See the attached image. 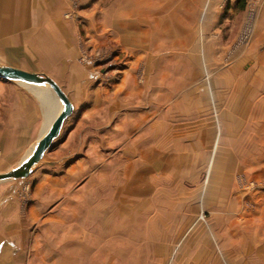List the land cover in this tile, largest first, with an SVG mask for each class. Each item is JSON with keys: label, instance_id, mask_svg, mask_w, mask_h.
<instances>
[{"label": "rangeland", "instance_id": "obj_1", "mask_svg": "<svg viewBox=\"0 0 264 264\" xmlns=\"http://www.w3.org/2000/svg\"><path fill=\"white\" fill-rule=\"evenodd\" d=\"M71 1L98 89L71 96L79 110L27 178L0 181V264H264V177L242 157L224 170L235 137L264 128L248 121L264 112V0ZM23 84L60 111L48 84ZM73 166L71 190H39ZM87 187L95 213L71 218L62 205Z\"/></svg>", "mask_w": 264, "mask_h": 264}, {"label": "crops", "instance_id": "obj_2", "mask_svg": "<svg viewBox=\"0 0 264 264\" xmlns=\"http://www.w3.org/2000/svg\"><path fill=\"white\" fill-rule=\"evenodd\" d=\"M73 13L71 0H0V65L51 77L68 94L74 109L78 111L79 101H74L71 96L76 94L86 99L96 94L98 87L95 86L93 70H87L88 66H82L79 62V23ZM94 40L96 41L95 36ZM261 40L264 44V38ZM38 94L40 96L24 86L23 82L0 78V170L17 166L18 159L22 158L37 140L44 120H47L44 128L46 129L57 114H45L41 100L47 102L48 99L42 97L40 92ZM256 120H260L264 126V112L257 118H254L253 114L251 117L249 115L248 121L255 124ZM68 132L69 140L73 134ZM260 132L262 135L258 138H251L249 135L247 147L244 146L245 140L237 137V141L235 137L236 141L234 140L231 146V167L224 170H241L242 157L246 161L247 170H254V175L257 174L258 178L262 175L264 177V128L259 130ZM75 165L79 168L81 164L78 162ZM75 168L73 166L68 169L71 176L66 177L67 181L51 179L43 187L40 186L39 190L45 187V190H51L50 193L56 197L62 195L63 191L71 190L78 172ZM63 175L68 173L61 172V176ZM88 186L90 187V183ZM91 192L88 188V197L81 202L77 198H71L62 205L71 206V218L77 216L76 209L80 206L86 208L84 211H87V215L95 213L92 210L95 204ZM259 195L260 204L253 220L257 234L261 228L264 231V227L258 223L264 224V190ZM49 201L50 199L42 197L33 207L34 216L41 213ZM5 209L7 206H4L2 211ZM65 210L67 211L68 207ZM14 213L16 214L15 211ZM65 219L62 215L54 221L58 224L63 223ZM44 221H47V218H44ZM87 222L90 220L87 219Z\"/></svg>", "mask_w": 264, "mask_h": 264}, {"label": "water", "instance_id": "obj_3", "mask_svg": "<svg viewBox=\"0 0 264 264\" xmlns=\"http://www.w3.org/2000/svg\"><path fill=\"white\" fill-rule=\"evenodd\" d=\"M0 78L33 85L48 84L59 101L63 104L60 111L54 116L53 120L44 130L30 155L24 158L16 168L6 173H0V181L8 179H23L31 174L33 167L42 160L54 140L59 137L65 121L74 112V105L61 86L47 75L26 71L12 66L0 65Z\"/></svg>", "mask_w": 264, "mask_h": 264}, {"label": "trees", "instance_id": "obj_4", "mask_svg": "<svg viewBox=\"0 0 264 264\" xmlns=\"http://www.w3.org/2000/svg\"><path fill=\"white\" fill-rule=\"evenodd\" d=\"M239 5L241 9H244L246 5V0H239Z\"/></svg>", "mask_w": 264, "mask_h": 264}, {"label": "bare ground", "instance_id": "obj_5", "mask_svg": "<svg viewBox=\"0 0 264 264\" xmlns=\"http://www.w3.org/2000/svg\"><path fill=\"white\" fill-rule=\"evenodd\" d=\"M29 155H30V153H29L27 156H29ZM27 156H26V157H27ZM26 157H25V158H26Z\"/></svg>", "mask_w": 264, "mask_h": 264}]
</instances>
